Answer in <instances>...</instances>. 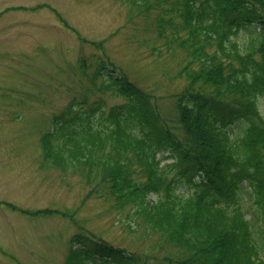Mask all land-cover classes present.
Segmentation results:
<instances>
[{
  "label": "rangeland",
  "instance_id": "obj_1",
  "mask_svg": "<svg viewBox=\"0 0 264 264\" xmlns=\"http://www.w3.org/2000/svg\"><path fill=\"white\" fill-rule=\"evenodd\" d=\"M189 1L0 0V264H67L72 249L82 246L74 239L79 234L85 242L103 239L148 260L185 254L147 225L132 203L115 204L99 166L56 168L46 160L41 138L56 117L92 113L99 126L125 103L109 74L150 94L179 132L176 98L191 60L183 43L190 36L184 24ZM248 33L242 29L233 39L243 44ZM217 43L201 37L197 45L212 52ZM249 190L243 205L260 240L264 222L252 217ZM49 208L64 214H46ZM37 210L42 212L35 215ZM260 253L264 257V248Z\"/></svg>",
  "mask_w": 264,
  "mask_h": 264
},
{
  "label": "trees",
  "instance_id": "obj_2",
  "mask_svg": "<svg viewBox=\"0 0 264 264\" xmlns=\"http://www.w3.org/2000/svg\"><path fill=\"white\" fill-rule=\"evenodd\" d=\"M186 6L190 36L183 43L191 60L176 98L179 132L150 94L109 74L125 103L99 126L92 113L56 117L41 138L42 152L56 168L99 166L115 204L132 203L147 225L185 254L148 260L103 239L85 242L79 234L74 239L82 246L72 249L67 264H264V223L258 240L243 205L248 186L252 217L264 222V0H190ZM242 29L249 33L239 44L233 38ZM201 37L216 38L218 49L206 52L197 45Z\"/></svg>",
  "mask_w": 264,
  "mask_h": 264
}]
</instances>
